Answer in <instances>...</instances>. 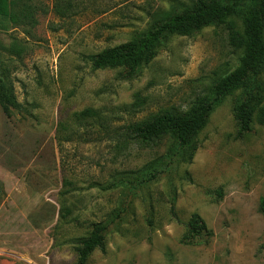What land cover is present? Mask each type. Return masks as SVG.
Returning <instances> with one entry per match:
<instances>
[{"label": "rangeland", "instance_id": "obj_1", "mask_svg": "<svg viewBox=\"0 0 264 264\" xmlns=\"http://www.w3.org/2000/svg\"><path fill=\"white\" fill-rule=\"evenodd\" d=\"M20 1L36 25H0V73L19 106L9 118L0 109V264H76V243L99 223L104 251L87 264H264V125L236 139L238 93L210 115L191 159L171 139L140 144L126 133L159 113L185 114L236 67L228 25L165 40L124 80L89 58L195 0ZM86 110L98 118L81 121ZM153 171L154 182L139 183ZM194 216L213 237L184 245Z\"/></svg>", "mask_w": 264, "mask_h": 264}, {"label": "trees", "instance_id": "obj_2", "mask_svg": "<svg viewBox=\"0 0 264 264\" xmlns=\"http://www.w3.org/2000/svg\"><path fill=\"white\" fill-rule=\"evenodd\" d=\"M68 1L67 5L71 7L73 1ZM61 2L64 3V0ZM55 13L64 18L66 12L55 9ZM235 20L241 23L240 31ZM3 22L10 26L25 24L34 27L35 10L20 0H0V25ZM221 25H228L229 44L241 54L236 67L220 77L212 85L210 94L197 100L185 114L159 113L130 125L126 130L129 142L152 144L168 138L177 145L181 153L179 159L184 161L185 156L191 159L198 149L196 138L205 128L210 115L224 98L235 93L239 94L233 107L236 139L247 135L255 121L264 125V83L260 79L264 73V0H195L189 8L159 20L149 31L135 33L124 45L90 57L89 62L93 70L122 69L123 79L132 80L156 58L165 40L172 37L191 38L205 28ZM2 75L0 73V109L9 118L19 106L12 88L5 83ZM78 117L85 122L97 119L98 113L86 110ZM171 156L175 159L176 154ZM157 178L158 171L143 172L139 183L149 184ZM67 185L71 186L70 183ZM216 195L221 198L220 191ZM172 206L170 213L175 217ZM259 212L264 217V199L259 202ZM107 229L104 223L93 225L90 234L76 243V264H87L95 250L104 251ZM212 237V232L194 216L187 223L182 243L189 246L205 244Z\"/></svg>", "mask_w": 264, "mask_h": 264}]
</instances>
